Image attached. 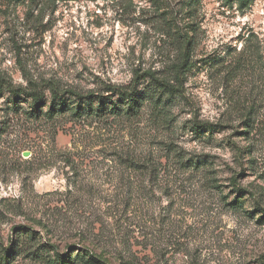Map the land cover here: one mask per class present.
<instances>
[{"label":"rangeland","instance_id":"obj_1","mask_svg":"<svg viewBox=\"0 0 264 264\" xmlns=\"http://www.w3.org/2000/svg\"><path fill=\"white\" fill-rule=\"evenodd\" d=\"M0 264H264V0H0Z\"/></svg>","mask_w":264,"mask_h":264},{"label":"trees","instance_id":"obj_2","mask_svg":"<svg viewBox=\"0 0 264 264\" xmlns=\"http://www.w3.org/2000/svg\"><path fill=\"white\" fill-rule=\"evenodd\" d=\"M190 67V63L187 61V59H184L182 61L181 64H179L178 66V71H177V81L179 82V85L176 87L175 85L169 83V82H166V81H163V82H160V84L166 88V90H168L169 92H174V91H180L182 88V85L184 84V80H185V75H186V71L187 69H189ZM181 84V86H180ZM53 90V95L55 97H60L61 96V93L59 92L58 89L54 88L52 89ZM27 94H29L33 100L35 102H39L41 101L42 99V94L39 93L38 91H32V92H28L26 91ZM112 93H116L119 95V97L121 98H125V99H128V100H132L134 98V92L133 91H130V90H127V89H123V88H120V87H114L112 89ZM137 108V107H136ZM133 112H137V109H132Z\"/></svg>","mask_w":264,"mask_h":264}]
</instances>
